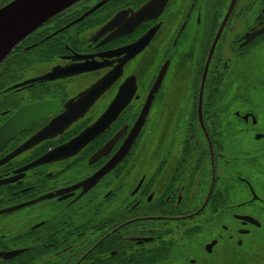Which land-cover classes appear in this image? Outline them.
Masks as SVG:
<instances>
[{
    "label": "flooded vegetation",
    "instance_id": "flooded-vegetation-1",
    "mask_svg": "<svg viewBox=\"0 0 264 264\" xmlns=\"http://www.w3.org/2000/svg\"><path fill=\"white\" fill-rule=\"evenodd\" d=\"M148 1L76 0L1 59L0 126L50 107L0 142V264H264V0H160L132 28L112 23ZM116 100L93 138L53 152ZM47 125L63 127L35 140Z\"/></svg>",
    "mask_w": 264,
    "mask_h": 264
},
{
    "label": "water",
    "instance_id": "water-1",
    "mask_svg": "<svg viewBox=\"0 0 264 264\" xmlns=\"http://www.w3.org/2000/svg\"><path fill=\"white\" fill-rule=\"evenodd\" d=\"M76 0H14L10 4L6 5L2 9H0V61L4 57V55L17 43V41L22 38L25 34L36 28L50 16L55 14L57 11L65 7L66 5L73 3ZM163 5V1L160 0H149L142 7L133 11L130 18H126L124 20L125 14L123 16L121 14V18H115L112 20V23L118 25L119 23H129V27H134L139 24L144 19L148 18L151 12L159 11ZM124 13V12H123ZM218 32L214 38V43L219 36ZM152 31L149 30L145 35L141 36L138 40L126 45L123 50L127 53V55H133L135 52L142 49L149 38L151 37ZM213 43V46H214ZM162 71H160L157 76L154 84L152 85L149 95L147 97L146 103L142 109V115L139 117V121L136 122L135 129L136 131L140 127L143 122L144 116L147 113L151 98L156 92L157 88L160 85L162 78ZM53 77V76H50ZM47 78V77H44ZM112 73L106 74L99 81L93 84L87 91L86 97L88 101L91 100L92 97L99 94L105 87L109 85L112 81ZM120 96H122V101H120L121 107L127 103L130 95V91L135 89V78L130 77L120 86ZM118 100L114 101L110 108L104 113L102 117L97 120V123L93 126H90L84 129L77 136L73 137L66 144L62 145L61 148L54 149L53 152L62 151H76L78 148L82 147L87 141H89L93 136L101 131L104 127H106L111 118L108 119V114L117 113L118 109H115L119 106ZM50 104L48 101L38 102L31 105L21 106L3 125L0 126V142L5 140L7 137L12 136L27 124H29L38 116L43 115ZM84 107V105L82 106ZM32 111L31 113H29ZM38 114L36 115V113ZM36 115V116H34ZM63 122L62 118L60 119ZM63 126L58 125H47L41 133L39 132L35 136V140L40 139V137H44L46 133L53 130H59ZM128 146V144H127ZM126 146V147H127ZM126 150V148L124 149Z\"/></svg>",
    "mask_w": 264,
    "mask_h": 264
},
{
    "label": "bare ground",
    "instance_id": "bare-ground-1",
    "mask_svg": "<svg viewBox=\"0 0 264 264\" xmlns=\"http://www.w3.org/2000/svg\"><path fill=\"white\" fill-rule=\"evenodd\" d=\"M63 69L55 68L51 72H48L47 74H45V77H50V76H56V75H60V74H65L66 72L67 73H69V72H75L77 70L73 65H69V67H64Z\"/></svg>",
    "mask_w": 264,
    "mask_h": 264
},
{
    "label": "rangeland",
    "instance_id": "rangeland-1",
    "mask_svg": "<svg viewBox=\"0 0 264 264\" xmlns=\"http://www.w3.org/2000/svg\"><path fill=\"white\" fill-rule=\"evenodd\" d=\"M230 31H232L233 32V30H230ZM228 32V37H227V40H226V42H225V47L223 48V51H224V53H223V55L224 56H228L229 55V50H228V42L231 40V38H232V32ZM140 63H141V68H140V70H143V72H144V70H147L148 69V66H146L145 67V62L142 60V58H141V61H140ZM145 67V68H144ZM142 72V73H143Z\"/></svg>",
    "mask_w": 264,
    "mask_h": 264
}]
</instances>
